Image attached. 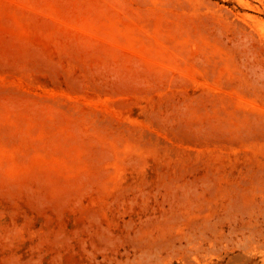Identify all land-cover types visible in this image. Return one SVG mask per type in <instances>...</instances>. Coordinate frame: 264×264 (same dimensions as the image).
<instances>
[{
    "label": "rangeland",
    "instance_id": "1",
    "mask_svg": "<svg viewBox=\"0 0 264 264\" xmlns=\"http://www.w3.org/2000/svg\"><path fill=\"white\" fill-rule=\"evenodd\" d=\"M0 264H264V0H0Z\"/></svg>",
    "mask_w": 264,
    "mask_h": 264
}]
</instances>
